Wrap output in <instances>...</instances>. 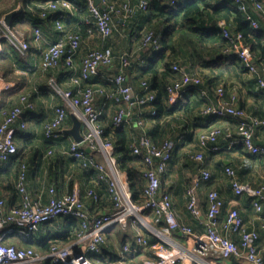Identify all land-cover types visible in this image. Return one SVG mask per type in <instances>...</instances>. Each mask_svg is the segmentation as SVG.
Segmentation results:
<instances>
[{
    "label": "built area",
    "instance_id": "built-area-1",
    "mask_svg": "<svg viewBox=\"0 0 264 264\" xmlns=\"http://www.w3.org/2000/svg\"><path fill=\"white\" fill-rule=\"evenodd\" d=\"M85 1L90 12V23H92V27L87 31L92 32L95 28L103 39L112 35L114 16L125 21L131 18L136 10L147 11L149 7V0H100L99 4H96L94 0ZM230 1L241 8L245 14V20L253 28H259V17L264 19V0ZM38 6L41 18H48L51 12H57L56 16L54 15V20L60 30H63L61 21L64 17L60 11L70 10L73 7L69 0H45ZM223 33L232 44L224 51L236 54L243 61L248 72L258 73L257 87L264 92V67L260 68L254 63L249 45L241 43L242 33H235L226 27H224ZM33 34L35 40L41 38V31L38 27L33 29ZM3 42L17 48L22 55H25L29 50L27 31L7 24L4 16H1L0 52ZM80 42L81 35L77 32L61 33L42 52L41 66L43 70L54 68L61 62L74 68V59L78 53ZM142 45L154 49L159 48L158 40L152 30L144 35ZM131 56L132 54L128 52L117 55L111 47L107 46L91 49L84 54L79 73L71 75V80L77 85L76 89L61 90L65 102L75 109H80L79 119L86 126L85 132L82 133L83 139L81 141L73 140L68 152L79 161L83 168L94 169L97 172V178L107 184V191L113 202L112 208L93 216L90 215L77 187L60 196L55 195L54 188H51L52 196L47 202H43L40 196L32 198L26 188L27 164L22 162L16 181V189L21 194V200L18 204L7 208L5 199L0 198V264H44L45 261L52 264H95L88 259V254L101 249L106 242L105 232L110 226L119 224L126 227L129 224H143L152 227L150 217L154 224L165 223L168 229H180L193 239L191 249L186 252V256L175 258L170 264H186L187 260L199 264H211L207 260L208 257L234 258L236 259L234 264H264V259L256 245L260 234L256 229H249L245 226L236 207H230L226 211L223 221H220L225 200L216 189L208 191L205 220L200 219L202 212L198 188L201 181L206 182L211 177V172L205 168H200L198 175L191 179L186 192L188 212L198 218L200 222H204L206 230L200 234L195 233L190 226L179 222L173 209L171 193L161 188V176L167 171L176 147L174 139L165 138L156 143L148 134H142L137 141L130 144L133 154L139 157L143 164L141 173L145 178L141 200L139 202L132 200L130 190L121 182V172L116 166L113 141L104 136V128L99 123L102 112L95 107L94 103L99 95L118 104H135L140 107L148 105L154 100L155 94L150 89L147 80L141 81V90L135 93L128 83L125 68L131 64ZM115 60L120 62L121 70L111 79L115 84L114 89L101 85L82 84L83 80L86 81L99 74L102 66H110ZM172 68L176 71L180 70L177 64H173ZM200 83V77L183 72L167 84V101L178 100L182 93ZM201 93L205 94V91L201 90ZM224 94V88L218 87L217 102L214 105L206 106L203 113L217 118L230 117L235 120L237 123L236 136H233L229 130L226 133L222 127L215 126L200 134L199 144L211 152H218L222 148L218 144V138L223 135L228 139V149L240 144L251 154L261 155L264 158V142L257 143L254 138L257 130L264 126V118L249 114L236 106L235 93L232 92L228 99L224 98ZM20 100L21 105H14L9 109L2 110L3 117L0 121V160L2 161H11L16 158L18 146L14 135L18 118L24 110L33 108V102L27 96L22 95ZM146 113L154 115L156 110L149 108ZM66 114L64 106L55 108L54 118L44 125V136L47 140L54 141L61 137L60 128ZM130 116V110L120 106L113 115L112 123L119 127ZM143 122V118L138 121L140 125ZM20 126L24 127V123L22 122ZM86 149L90 151L88 152ZM51 153L52 150H48V154ZM96 154L102 155L107 163L101 161ZM203 158V150L194 156L198 162L203 161ZM224 172L230 179L234 194L236 196L249 195L257 215L263 217L264 184L254 187L248 183H242L234 168L229 165L225 166ZM86 195L92 197L94 202H98L99 195L94 189H88ZM65 216L75 217L79 222L75 237L65 245L54 243L47 251L41 252L32 246H19L5 241L11 234H17L22 239L29 240L42 223ZM261 227L264 230V222L261 223ZM232 232L239 235V241L231 237L230 233ZM155 233L159 238H163V231L160 229L155 230ZM148 248L152 249L157 257L145 261V264H169L168 259L164 256L170 251L165 240H151L140 230H137L135 234V244L124 243L121 254ZM123 255L111 264H126L122 258Z\"/></svg>",
    "mask_w": 264,
    "mask_h": 264
},
{
    "label": "crops",
    "instance_id": "crops-1",
    "mask_svg": "<svg viewBox=\"0 0 264 264\" xmlns=\"http://www.w3.org/2000/svg\"><path fill=\"white\" fill-rule=\"evenodd\" d=\"M7 1L1 0L2 4H5V7L2 5L4 10L1 11L4 17L8 12L22 5L19 0H13V5H8ZM69 1L72 2V9L60 11L64 15L61 21L63 30L58 29L55 24L54 15L57 12H51L48 18H41L40 15H37L34 8L28 7L29 9L25 11L24 7L23 12L13 17L11 23L16 19V27L25 29L28 33L29 50L25 55H22L14 46L5 42L1 43V52L5 51L8 57L0 60V102L5 100L4 102L7 104L4 106V109H9L14 105H21L20 99L22 95H25L33 102V108L24 110L18 118L16 131L26 136L28 135V139L25 143L21 140H16L19 147L16 159L11 161L0 160V198L5 199L7 208L18 204L21 200V194L16 189V181L19 172L18 162L22 157L27 164L26 188L32 198L40 196L43 202H47L52 196L51 188H54L55 195L60 196L77 187L80 190L87 210L93 216L110 210L113 202L110 196L107 197V184L97 178V172L92 168H83L79 164V161L68 152L70 143L74 139L70 134L64 133L63 130L72 127L73 116L79 119L78 112L80 109H75L68 102H65L61 90L68 88L76 89L77 85L71 80V75L72 73L76 75L79 73L81 60L87 51L107 46L111 47L118 54L128 52L134 55L133 57L131 56V64L125 68V73L128 76V81L132 86L133 92H138L140 91L141 77H136V70L147 63L152 52L155 50L142 45L143 37L142 39L135 36L128 37V33L134 32L129 28L135 26V23L141 25L140 21L146 17L147 11L139 10L135 20H133L135 14L125 21L119 20L114 16L112 20V35L103 39L95 28H93L92 32L87 31L88 28L92 27V23H90L91 17L86 1ZM163 1L166 4L178 5L188 0ZM94 2L96 3L95 0ZM40 3L42 1L38 2L37 6ZM256 18L258 19L257 13ZM259 24L258 29L264 30V19L261 17H259ZM220 25L225 27L224 22H220ZM35 27H38L41 31V38L39 40L34 39L33 29ZM146 27L148 26L143 24L141 29ZM114 31H119V36ZM63 32H77L81 35L80 47L74 59V68H70L61 62L54 68L43 70L41 66L42 52ZM117 36L118 38H116ZM120 36L122 37L119 39ZM119 42L128 44V48L118 50L117 45L120 44ZM200 54L205 58L209 55L207 51ZM181 55V53L180 55L177 54L168 60L172 65L177 64L179 66V75L183 72H189L192 75L200 77L201 83L194 87L196 90L192 92L187 90L178 98V101L188 103L189 105L185 113L186 115L175 112L172 115H167L164 121L169 122V125L166 126L167 129L171 130L169 134L178 132L174 138L177 143L176 145H179L178 151L181 150L182 147L180 146L182 145L184 148L191 146L193 150L186 149L190 154L189 152H185L187 154H182L181 152L179 158L176 159L174 156L171 158L167 171L161 176V188L171 193L173 209L179 222L190 226L195 233H203L206 230L205 223L200 222L198 218L192 216L187 210L188 196L186 189L191 179L198 175L200 168L209 170L213 175L209 181V183L211 182L210 187H206L205 184L207 183L201 181L198 188L202 212L200 219L205 220L208 191L216 189L225 200L220 221H223L225 213L230 207H236L243 218L245 226L249 229H256L259 232L260 237L256 245L264 259V230L261 227V223L264 222V216L257 215L252 206V198L249 195L236 196L234 194L230 180L224 172L225 166L229 165L234 168L238 179L242 183H248L254 187L262 185L264 184V158L261 155L251 154L243 146L241 147L240 144L228 149V139L223 135L218 138V144L222 146L218 152H211L208 148H202L199 144L200 134L215 126L222 127L226 133L229 130L233 136H236L237 123L230 117L217 118L214 124L204 126L205 118L203 117V110L206 106L214 105L217 102L216 91L218 87L224 88V98L228 99L232 92L235 93L236 106L260 118H264V92L258 89L254 74L242 71L240 65L237 62L231 61V58L225 60V66L222 68H210L199 65L194 59L191 60L190 58L187 59V64H182L181 61L186 59H183L184 55L180 57ZM120 70V62L115 60L110 66H102L99 74L90 77L87 81L83 80L82 84L100 86V81H102L106 83L105 87L109 88L108 85H112L111 79ZM88 81H91V83H88ZM201 90H204L205 94H202ZM94 103L95 107L102 112L99 118V123L102 127L107 124V121L112 120L118 107L123 106L127 110H130L131 116L124 122V125L133 137L132 142L137 141L142 134H147L148 129L155 127L157 124L155 120L150 119L151 117H148L141 125L138 123L140 117L148 115L146 113L149 109L148 107H140L135 104H118L113 100H107L101 95L96 98ZM57 106H64L67 111L65 120L60 128L61 137L54 141L47 140L44 136V125L54 118ZM134 115H136L135 119H133ZM2 117L1 111L0 121ZM161 121L160 123L163 124L164 122L162 123ZM186 121L188 124L186 123L187 127L183 130ZM22 122L24 123V127L20 126ZM80 128L81 134L84 133L86 130L85 124L81 122ZM254 138L257 143L262 144L264 142V126L257 130ZM48 150H52V153L48 154ZM201 150L204 152V158L203 161L198 162L194 159V156ZM207 151L212 155L209 159L205 160V152ZM96 155H98L101 161L107 163L102 155ZM189 160L195 163L194 168L188 165ZM5 166H7V171L4 169ZM121 182L129 189L122 172ZM88 189H94L98 193L99 202H94L92 197L86 195ZM60 218L63 217H58L55 220H59ZM149 220L152 227H147L143 224H129L126 227L119 224L110 226L105 232L106 242L98 252L90 253L88 259L95 264H111L118 260L123 255L121 254V249L124 243L135 244L137 230L142 231L151 240H165L170 248V251L164 255L168 259L169 264L173 263L175 258L186 256V252L191 249L193 243L191 237L184 234L180 229H168L165 223H162L163 225L154 224L151 217ZM157 229L163 231L162 239L155 233ZM115 230H122L123 233L120 235L117 232V235ZM230 235L239 241L237 233L232 232ZM117 242H120V245ZM92 254L94 256L91 258ZM156 257L157 254L148 248L140 251L132 250L125 253L122 258H124L126 264H145V261L155 259ZM207 260L211 264H234L236 262L234 258L208 257ZM186 264L199 263L187 260Z\"/></svg>",
    "mask_w": 264,
    "mask_h": 264
},
{
    "label": "trees",
    "instance_id": "trees-1",
    "mask_svg": "<svg viewBox=\"0 0 264 264\" xmlns=\"http://www.w3.org/2000/svg\"><path fill=\"white\" fill-rule=\"evenodd\" d=\"M19 1L22 3L23 7H25V11L32 7L39 16L40 8L37 6V3L45 0ZM2 13L3 12H0V17L2 16ZM147 13L146 17L140 21L141 25L139 24L138 28L141 29L142 25L145 24L149 27L146 30V33L149 30L156 33L155 36L158 40L159 48L152 52V55L146 64L136 70V77H141V81L147 80L150 89L155 94L154 100L143 107L154 108L156 114H148L149 116L145 115L140 118H143V121L145 122L148 117H151L150 119L157 122L155 127L148 129L150 133L147 131V134L151 139L157 143L165 138L174 139L176 137L173 135L170 136L169 133L171 130L166 127L169 125V122L164 121L165 117L167 115H172L175 112L185 114L189 107L188 103H182L178 100H175L174 102L167 101L166 86L171 79L179 76L178 71L173 70L172 64L168 59L173 55L176 56L181 53L184 57H187V59H194L199 65L210 68H222L225 66V60L231 58V61L237 62L240 65L242 71H248L243 61H241L236 54L224 51L228 46H232L229 39L224 36V27L220 25V22H224L230 31L242 33L243 38L241 43L249 45L254 63L258 67L263 68L264 30L253 28L245 20V14L241 8L230 0H188L181 2L178 5L166 4L163 0H149ZM214 20L215 23H213ZM16 22L17 20L15 19L11 25L16 26ZM178 42L183 50L178 46ZM148 48L150 49L152 47ZM204 51L209 53L206 58L200 54ZM114 53L118 55V53ZM213 55L214 57H212ZM133 56L134 55H132V57ZM7 57L8 54H6L5 51L0 53V60L4 58L6 59ZM132 57H130V59H132ZM254 76L256 80L255 83L257 84L258 73H254ZM100 82V85L106 86V83L102 81ZM88 83H91V81H88ZM128 83L130 82L128 81ZM108 86L112 89L115 88L113 82L112 85ZM194 90L196 89L192 88L189 91L192 92ZM4 101L5 100L0 102V112L7 104ZM203 117L205 118L204 126H209L217 121V117L213 115L203 113ZM160 121L164 123L161 124ZM186 123L187 121L183 126V130L187 127L188 123ZM103 128L104 136L113 141L116 166L125 176L132 195V200L139 202L142 197L145 181L140 170L142 167V163L139 160L140 158L133 154L130 147L133 137L125 127L124 123L121 126L116 127L113 125L112 120H109ZM14 137L15 141L21 140L23 143L28 139V135L26 136L17 131L15 132ZM176 147V150L174 149L175 152L173 151L172 157L174 156V158L177 159L181 156V152L178 151L179 147ZM22 162H24V160L21 157L18 162L19 168ZM4 169L7 171V166H5ZM212 177L213 175L211 174L210 179L206 181V183H209ZM106 192L107 197L110 196L108 191ZM99 200L100 199H98V202ZM41 225L29 240H24L17 234H11L5 241L15 243L19 246H32L38 251L45 252L54 243L60 245H65V242L66 244L67 242L69 243L76 235L79 222L75 217L65 216L59 220L42 223ZM93 256L94 254L90 257L92 258ZM44 264L52 263L45 261Z\"/></svg>",
    "mask_w": 264,
    "mask_h": 264
},
{
    "label": "rangeland",
    "instance_id": "rangeland-1",
    "mask_svg": "<svg viewBox=\"0 0 264 264\" xmlns=\"http://www.w3.org/2000/svg\"><path fill=\"white\" fill-rule=\"evenodd\" d=\"M14 1L13 0H8L6 3L9 5V4H12ZM2 5L5 7V4L3 3L2 4V2H0V12L1 11H3L4 10V8L2 7ZM13 5V4H12ZM2 7V8H1ZM139 27V25H138V23H135V26H133V27H130L129 29H131L132 31H134V32H132L131 34H129L128 33V37L130 38L131 36L133 37V36H135L136 38H141L142 39V37H144V35H145V33H146V31H145V29L147 30L148 29V27H146V28H142L141 30L138 28ZM119 29H120V27H118ZM121 31V30H120ZM114 33L116 34V35H118L119 34V31H114ZM119 36V35H118ZM118 36L116 37V38H118ZM122 36H120L119 37V39L121 38ZM135 38V39H136ZM122 41V40H121ZM120 43V42H119ZM178 46L182 49V47L179 45V42H178ZM178 47V48H179ZM125 48H128V44H124L123 42L122 43H120V44H118L117 45V49L118 50H124ZM154 49V48H153ZM154 50H156V49H154ZM183 50V49H182ZM179 55H180V53H179ZM174 56V55H173ZM180 57H183V56H180ZM171 59V58H170ZM183 59H186V60H183V61H181V63L182 64H187V57H183ZM179 62V61H178ZM136 132V131H135ZM148 132H149V130H148ZM137 133V132H136ZM150 133V132H149ZM176 133H178V132H176ZM176 133H172V134H170V135H173V136H176ZM135 134V133H134ZM177 144V143H176ZM177 146V145H176ZM178 147H179V145H178ZM180 147H182L181 148V150H180V152H182V154L183 153H185V152H189V151H186V149H190L191 151L193 150L192 148L193 147H189V148H184V146L182 145V146H180ZM177 148V147H176ZM185 154H187V153H185ZM189 154H190V152H189ZM212 154L210 153V152H205V160H207V159H209L210 158V156H211ZM188 158H189V155H188ZM187 158V159H188ZM188 165H190V167L191 168H194V165H195V163L194 162H192L191 160H189V162H188ZM211 184V182L208 184H205V186L206 187H210L209 185ZM227 185H228V183H226ZM164 227V226H163ZM115 232H116V234H117V232H119V234L121 235V233H123V231L122 230H115ZM118 235V234H117ZM119 235V236H120ZM131 241V240H130ZM118 243V245H120V242H117ZM89 255V254H88ZM105 264V263H104Z\"/></svg>",
    "mask_w": 264,
    "mask_h": 264
},
{
    "label": "water",
    "instance_id": "water-1",
    "mask_svg": "<svg viewBox=\"0 0 264 264\" xmlns=\"http://www.w3.org/2000/svg\"><path fill=\"white\" fill-rule=\"evenodd\" d=\"M95 1H96V4L99 3V0H95ZM23 11H24V7H23V5H21L19 8L8 12L4 17L6 23L11 24V20L13 19V17H15L18 13H21ZM138 11L139 10H136L133 20L136 19ZM213 23H215V20L213 21ZM221 25H223V24H221ZM224 26L227 27L226 25H224ZM186 71H188V70L186 69ZM135 117H136V115L133 116V119H135ZM80 127H81V121L76 116H73L72 127L68 128V129H64L63 132L70 134L75 141H81L83 139V136L81 134V131H80L81 128ZM86 150L89 152V149H86Z\"/></svg>",
    "mask_w": 264,
    "mask_h": 264
}]
</instances>
